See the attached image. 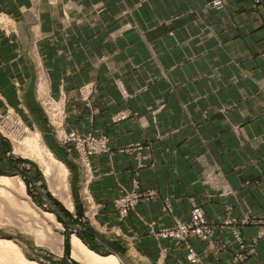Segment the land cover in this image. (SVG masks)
Here are the masks:
<instances>
[{"label":"crops","instance_id":"obj_1","mask_svg":"<svg viewBox=\"0 0 264 264\" xmlns=\"http://www.w3.org/2000/svg\"><path fill=\"white\" fill-rule=\"evenodd\" d=\"M214 1L0 0V111L47 136V95L66 131L108 138L89 159V233L129 264H190L186 245L200 264H264V1ZM212 169L231 194L204 183ZM136 185L144 198L119 221L114 200ZM195 206L209 240L150 233Z\"/></svg>","mask_w":264,"mask_h":264},{"label":"rangeland","instance_id":"obj_2","mask_svg":"<svg viewBox=\"0 0 264 264\" xmlns=\"http://www.w3.org/2000/svg\"><path fill=\"white\" fill-rule=\"evenodd\" d=\"M41 110L45 118L44 121L39 122L47 125L49 129V134L47 136L43 133V130H40L32 121L25 119L18 111L9 107L4 111H0V175L19 176L24 184L25 195L32 204L31 208L34 206L29 210L17 204H10L4 195H1L2 197H0V199H3H1L0 203V236L13 239L27 259L32 261L35 260L40 264H85L71 255L70 241L71 235L73 234L87 246V243L93 245L99 253H115L122 261V264H129L122 255L121 250L113 245L112 239H101L99 235H90L89 232L93 233L90 230V219L91 216L95 215L97 209V206L87 191L89 183L87 181L91 177L90 160L89 171H86L84 170L85 166L82 165V160L78 156L75 147L73 145L64 144L58 139L52 130L53 126L49 122L42 106ZM63 129L65 132H68L65 129V118L63 120ZM36 130L39 131L44 144L52 151L56 158L62 161L68 170L67 180L73 209H69L62 200L49 189L45 174L39 164L35 160L15 150V147L23 142L30 132ZM93 136L105 137L107 139L106 152H108V138L105 135ZM51 147L53 149H51ZM61 148L66 152L68 151L67 153L69 155L72 154L70 155L72 160L68 159V154L64 156L65 159L60 156L62 153L59 152V149ZM98 154L101 153H94L90 156ZM90 156L88 159H90ZM72 161H74L75 164ZM214 170L221 175L220 171L217 169ZM81 174H83V178H81ZM79 175L80 178H78ZM137 187L136 185L134 189L122 193L114 200V208L119 221L125 219L137 204L130 209L126 215L121 216L116 207V200L126 193H143V191L135 190ZM17 189L16 187H12L10 192L15 196H19L20 190ZM44 211L53 214V220L50 217H46L43 213ZM175 219L177 218H174V225ZM189 219L190 217L186 221ZM150 225L149 231L151 234L161 238H172L176 241L184 242L185 245L191 235L188 236L186 241H182L175 236L163 234L165 229H171L174 225L159 231L152 230ZM188 247L190 246L186 245L187 253ZM187 253L186 259L191 264L187 258Z\"/></svg>","mask_w":264,"mask_h":264},{"label":"bare ground","instance_id":"obj_3","mask_svg":"<svg viewBox=\"0 0 264 264\" xmlns=\"http://www.w3.org/2000/svg\"><path fill=\"white\" fill-rule=\"evenodd\" d=\"M15 150L24 156L35 160L39 164L45 174L49 189L61 199L69 209H73L67 180L68 170L62 161L56 158L52 151L44 144L39 131L36 130L30 132L23 142L15 147ZM12 187H16L18 188L17 190H20L19 196H15L10 192ZM1 195H4L10 204H17L29 210L34 207L31 208L32 204L25 195L24 184L19 176L0 175V197H2ZM43 213L46 217H50L53 220V214L46 211ZM70 245L71 255L82 263L122 264V261L115 253L101 254L92 250L75 234L71 235ZM14 263L40 264L35 260L32 261L27 259L13 239L0 236V264Z\"/></svg>","mask_w":264,"mask_h":264},{"label":"built area","instance_id":"obj_4","mask_svg":"<svg viewBox=\"0 0 264 264\" xmlns=\"http://www.w3.org/2000/svg\"><path fill=\"white\" fill-rule=\"evenodd\" d=\"M264 0H253L254 3H260ZM212 6L216 9H221L223 3L221 0H215ZM85 95H90L91 86H85L81 89ZM40 105L42 106L49 122L53 126V131L60 141L67 145H73L75 147L78 156L82 160V165L85 166L84 170L89 171V159L88 157L94 153H102L107 151V139L105 137H95L91 134L82 136L74 131L65 132L63 129L64 104L61 101L55 100L50 96L45 95V98H40ZM51 112V113H50ZM128 112H121L115 120L122 119L128 116ZM131 147L134 145H130ZM204 183L211 188L217 190L219 195L225 196L232 193V191L223 183L222 176L215 171L207 170L204 175ZM149 193V192H147ZM144 198L143 193L130 192L119 197L116 200V207L121 216H124L132 209L141 199ZM165 235L175 236L182 241H186L190 234H194L203 240H208L210 237V230L207 226L203 210L195 206L191 210L190 219L188 221H180L175 219V225L171 229H165ZM253 249L251 250V253ZM187 258L191 264H200L199 258L196 252L188 247Z\"/></svg>","mask_w":264,"mask_h":264},{"label":"trees","instance_id":"obj_5","mask_svg":"<svg viewBox=\"0 0 264 264\" xmlns=\"http://www.w3.org/2000/svg\"><path fill=\"white\" fill-rule=\"evenodd\" d=\"M51 149H53L52 147H51ZM55 150V149H54ZM56 152V151H55ZM57 153V152H56ZM88 244V246L90 247V248H92L93 250H95V251H97L98 252V250H96V248L93 246V245H91L90 243H87Z\"/></svg>","mask_w":264,"mask_h":264}]
</instances>
